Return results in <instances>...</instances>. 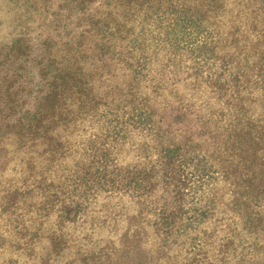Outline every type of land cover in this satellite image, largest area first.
<instances>
[{
    "label": "rangeland",
    "instance_id": "374dc122",
    "mask_svg": "<svg viewBox=\"0 0 264 264\" xmlns=\"http://www.w3.org/2000/svg\"><path fill=\"white\" fill-rule=\"evenodd\" d=\"M194 3L201 11L206 8L205 0ZM112 5L108 0H0V264H264V156L254 161L255 148L248 144L244 154L237 148L231 155L224 150L233 130L264 119V93L263 99L251 94L241 108L235 98L218 99L205 92L206 75L220 79L216 74L221 68L216 67L226 63L204 64L200 78L192 73L195 52L184 50L180 72L200 84L193 90L173 77V61L161 59V54L149 59L150 78L157 77L158 87L145 86L156 96L157 88L164 92L155 98L156 109L149 111L153 118L170 120L177 145L199 154L197 163L186 159L183 197L177 195L176 202L170 179H152L150 188L142 190L126 185L125 177L155 160L159 150L150 148L156 146L152 129L148 137L139 128L121 137L129 117L125 108L106 127L96 118L82 122L68 142L65 159L57 164H50L44 143H31L30 126L54 100L51 56L60 61L61 54L78 48L87 52L76 53L80 64H99L89 56L99 38L93 32L100 29L97 20L113 16ZM241 20L247 23L244 15ZM160 25V19H144L137 29L160 38ZM246 27L251 35L253 27ZM208 31L188 35L187 41L202 45L211 39ZM114 74L106 87L122 96L128 76L123 70ZM145 92L143 88L137 94ZM47 164L55 190L41 187L37 200L31 196L24 201L39 175L50 182ZM22 190V204L12 203ZM69 199L77 212L69 206L61 209ZM19 219L31 226L29 231H37L28 245L24 242L30 234L21 236ZM51 226L57 229L54 235ZM60 238L61 246H54Z\"/></svg>",
    "mask_w": 264,
    "mask_h": 264
},
{
    "label": "trees",
    "instance_id": "16d2710c",
    "mask_svg": "<svg viewBox=\"0 0 264 264\" xmlns=\"http://www.w3.org/2000/svg\"><path fill=\"white\" fill-rule=\"evenodd\" d=\"M193 1L108 0L109 4H113L110 9L113 16L107 14L105 18L97 20V23H101L98 26L100 29L94 31L93 34L99 38H95L97 42L91 52L93 54L89 55L95 58L99 64H80V59L77 58L76 53L85 56L87 52L86 50L78 51V48H72L73 51H71L72 49L67 50L65 56L61 54L59 56L60 61L55 55L51 56L49 82L53 84V91H55L54 100L48 110L43 112L38 117V121L34 122L29 128L31 143L45 144L46 150L50 153V164L55 161L57 164L59 159H62V161L65 159L69 140L72 139L73 133L78 131L86 120L91 121L96 118L97 121L102 122V127H106L108 126L107 122L111 121V117L114 115L118 118L125 108L129 117L124 120L125 127H121L123 131L121 137L127 136L135 128L146 130L143 137H148L152 129L151 136L152 140L156 141V146H150V148L156 147L159 150L158 157L155 160L149 161L148 164H145L146 166L143 164L134 174L125 177L126 185L132 190H142L150 188L152 179H170L171 182L167 184L171 186L174 201L176 202L177 195L183 197L182 190L185 182L181 173L183 168L186 167V159H196L197 163V161L199 162V159H197L199 154H194L192 150L189 151L177 145L174 140L175 129L170 124V120L153 118V113L149 111L151 107L156 109L159 102L155 98L157 96L162 97L164 93L157 88V96L153 95V92L150 93L151 89L145 86L147 82L150 86L156 85L158 87L157 77L150 78L149 64L151 60L149 59L152 56L156 58L161 54V59L165 58L168 61H173V77H177L181 80V84L193 90L200 87V84H197L195 78L193 80L188 79L190 74L185 75L184 70L180 72L182 69L181 53L184 50H191V53L195 52V58L192 60L195 61L196 69L192 73H196L200 78L204 76L199 68L204 64L213 67L219 60L226 63L224 66L221 64L216 67L221 68L218 74L215 72L217 70L213 71L220 79L213 77L212 73L206 75L205 80L208 82H206L205 87L208 91L205 90V92H211L213 98L224 99L223 96H227L229 101L235 98L237 103L235 105L241 108L245 99L251 94H254V97L258 96L263 99L264 93V0H205L206 8L202 11L201 8H196ZM243 15L247 19V23L241 24ZM144 19L156 21L160 19L159 29L161 31H157V35L160 34L161 36L160 38L154 34L145 36L144 32H141V28L137 29V25H140ZM246 25L252 26V33L255 30V34H246L250 29ZM227 27H230V30L225 31ZM204 30H209L208 33H211L209 35L210 40H202V45L190 44L187 41L188 35L194 36L199 31ZM251 36H255V38ZM154 40L157 41L152 45ZM191 57L193 58V56ZM104 70L107 71V75L103 73ZM120 70H123L129 79L126 81V93L124 92L122 96L117 93L114 94V88L106 87V82L115 75L114 72L118 71L119 73ZM96 73L100 74L98 75L100 81L94 79ZM210 74L213 77L212 79L209 78ZM243 75L244 79L242 80ZM147 76L150 80L147 79ZM160 77L164 79V77ZM248 81H251L250 91V87L247 86ZM143 88L147 92L138 95L137 93L142 92ZM258 93L260 95H256ZM153 100L155 102H152ZM206 103H209V101H206ZM142 112L144 117L140 118L139 115ZM168 117L170 118V116ZM262 119L252 122L249 127L242 128L238 132L233 130L234 132L232 131L231 136H229L231 140L226 142L228 146L226 145L224 150L230 151L228 153L231 155V153H236L235 148H237V152L244 154L245 145H252L255 148L253 160L258 159L261 161L264 156V119ZM82 122L84 123L81 124ZM116 123L119 122L116 120ZM62 137L64 140H62ZM205 161L208 162V159ZM50 164H47L45 169V172L49 171L51 173V175H48L50 182H46L45 177L39 175L37 179L31 182L34 191H30V196H25L24 201L26 198L30 199L31 196H34L37 200L41 194V187L48 185L49 191L51 189L55 190L52 188L55 176H53V171H50L51 167H48ZM204 166L206 165H202L200 169L197 166V169L201 171ZM29 190H32V188ZM23 192L24 190L17 194L18 197L15 198L16 200L13 199L12 203L21 205ZM243 192L245 195L249 194V190L245 189ZM51 193L57 200L56 192ZM238 199L240 200V198ZM181 200L182 198L179 203H181ZM65 205L64 203L61 204V209L69 206L72 211L77 212L71 199ZM181 206V204H178L180 209ZM199 208H201V205L196 209ZM18 221H20L19 226L21 228L18 229L21 231V236H25L27 233L30 234L24 245H28L27 242L29 241L34 242L32 238L37 235V231H29L31 226L26 221L21 219ZM51 223V225L57 227L64 225V222L62 224L61 222ZM53 226H51V235H54V231L57 230L53 229ZM57 237L59 238V236ZM61 243H63L61 238L60 240L55 239L53 245L61 246Z\"/></svg>",
    "mask_w": 264,
    "mask_h": 264
}]
</instances>
